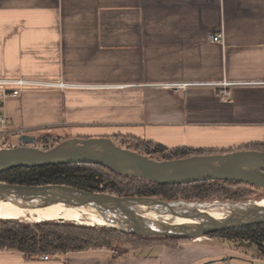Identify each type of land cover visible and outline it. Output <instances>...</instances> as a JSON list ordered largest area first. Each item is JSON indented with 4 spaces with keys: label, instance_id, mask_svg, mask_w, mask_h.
Masks as SVG:
<instances>
[{
    "label": "crops",
    "instance_id": "crops-1",
    "mask_svg": "<svg viewBox=\"0 0 264 264\" xmlns=\"http://www.w3.org/2000/svg\"><path fill=\"white\" fill-rule=\"evenodd\" d=\"M220 33L224 43L212 41ZM0 77L70 85L6 100L20 136L69 130L218 152L264 144V0H0ZM223 80L253 84L227 100L210 86H170ZM199 249L102 247L48 260L0 251V264H184Z\"/></svg>",
    "mask_w": 264,
    "mask_h": 264
},
{
    "label": "water",
    "instance_id": "water-1",
    "mask_svg": "<svg viewBox=\"0 0 264 264\" xmlns=\"http://www.w3.org/2000/svg\"><path fill=\"white\" fill-rule=\"evenodd\" d=\"M21 145L0 150V173L9 169L36 168L61 164H94L107 167L128 177L142 178L163 184H189L204 181L241 182L264 190V151L239 149L224 153L197 154L188 157L158 160L135 150L122 147L112 138L71 137L49 149L32 146L35 138L20 137ZM70 195H62L63 191ZM41 197L48 203L64 204L78 209H97L111 224L125 225L126 217L146 233L174 239H198L230 228L264 224V206L247 202H187L164 201L155 197L117 196L104 192L86 191L67 185H19L0 181V199L27 200ZM150 203L185 217L191 224H173L172 228L154 222L135 206ZM233 206L239 213L214 217L211 212L198 210V216L188 215L187 206ZM186 208L185 211L183 209ZM116 220L117 222H115ZM114 222V223H113ZM140 222L141 225H137ZM198 225V227L195 226ZM129 230V229H128ZM214 261H208L209 264Z\"/></svg>",
    "mask_w": 264,
    "mask_h": 264
},
{
    "label": "trees",
    "instance_id": "trees-1",
    "mask_svg": "<svg viewBox=\"0 0 264 264\" xmlns=\"http://www.w3.org/2000/svg\"><path fill=\"white\" fill-rule=\"evenodd\" d=\"M113 138L115 141H120L122 147L135 150L151 158L155 154H160V160L197 154L224 153L189 147L169 148L134 136L116 135ZM57 142L60 141L57 140ZM239 149L264 151V144H251ZM0 181L19 185H67L86 191L104 192L117 196L155 197L164 201L208 202L220 200L238 202L249 196V191L261 189L246 183L219 180L189 184H163L142 178L123 176L107 167L94 164L13 168L1 172ZM18 218L21 217H0V251H19L29 258L44 255L57 257L68 252L102 247L110 248L113 241L119 238H125L128 243L137 247L150 246L152 243H165L166 241L191 240L162 236L149 239L135 233H124L114 227H98L65 220L26 222L17 220ZM208 236L241 239L255 244L264 254V224L230 228L211 233Z\"/></svg>",
    "mask_w": 264,
    "mask_h": 264
},
{
    "label": "rangeland",
    "instance_id": "rangeland-1",
    "mask_svg": "<svg viewBox=\"0 0 264 264\" xmlns=\"http://www.w3.org/2000/svg\"><path fill=\"white\" fill-rule=\"evenodd\" d=\"M30 136L35 138V143L32 145L34 147L40 148V149H49L56 145L57 140L58 141H63L67 138H71L73 136L70 135L69 130H42L38 131L35 134H31ZM114 140V138H113ZM13 143H15V146L21 145V141H17L16 139H12ZM115 141V140H114ZM117 144L122 145L120 141H115ZM161 157L160 154H155L153 156L154 159H158ZM130 184V183H129ZM136 184H139V182H136ZM250 195L247 196L243 201H238V202H247L246 205L251 204L255 200H260L264 199V191L262 189L255 190V191H249L248 192ZM213 201H220V200H213ZM187 202H198V203H203V201H187ZM212 202V201H208ZM140 205H145L147 208L150 209H155L157 211L156 215L157 218L160 219L157 222L158 224H161L163 226L172 228V223L171 220L173 218H181L185 220V225L191 224V221H188L185 219V217H181L174 212H171L167 209H164L160 206L150 204V203H139L136 204L137 208ZM221 208V206H215V207H206V206H187V212L189 216L196 217L198 216V210H204L205 212H211L215 208ZM226 208V211L222 213L223 216H227L228 214H233V213H239L240 209L238 207H233V206H224ZM186 208L183 209L185 211ZM164 215V216H163ZM167 215V216H166ZM168 215H170L168 217ZM174 215V216H173ZM0 217H14L13 215H2ZM165 218H169L168 220H165ZM120 220L125 222V225H114V224H105V225H96L98 227H114L124 233H135L134 231H138L139 233H146V230L142 226H136L133 223H131L126 217L120 216ZM17 220L20 221H26V222H37L32 217L29 215L25 217L18 218ZM63 220V219H62ZM43 221V220H39ZM46 221H59V220H46ZM67 222H72V223H78V224H83L80 222H74L70 220H66ZM87 225V224H85ZM93 225V226H94ZM196 227L198 225L195 224ZM129 229V230H128ZM137 234V233H135ZM141 237H147L149 239L152 238H157L156 236H149V235H141L138 234ZM165 246V247H171L175 248L181 245L182 247H187L189 249H199L197 253L191 258H188L186 263L184 264H204L208 261H214L209 264H264V254H262L257 246L255 244H251L247 241L241 240V239H229V238H221L218 236H203L198 239H193L190 241H180V242H175V241H166L165 243H152L150 246ZM169 245V246H168ZM172 245V246H171ZM127 246H134L130 243L127 242L125 238H119L117 240H114L111 247L113 249L119 248V247H127ZM150 246H144V247H150ZM153 251V250H152ZM155 252H159V249H156Z\"/></svg>",
    "mask_w": 264,
    "mask_h": 264
},
{
    "label": "bare ground",
    "instance_id": "bare-ground-1",
    "mask_svg": "<svg viewBox=\"0 0 264 264\" xmlns=\"http://www.w3.org/2000/svg\"><path fill=\"white\" fill-rule=\"evenodd\" d=\"M62 195H70L68 191H63ZM259 205L264 206V199L255 200ZM143 213L147 214L154 222H159L157 218V211L155 209L147 208L145 205L138 207ZM226 211V208H215L211 211V215L214 217H221L222 213ZM13 215L17 217H25L29 215L35 221L39 220H70L74 222H80L87 225H105L109 224V221L97 210V209H78L72 206L64 204H52L48 203L45 199L38 197L35 199L27 200H2L0 199V216ZM164 216V215H163ZM167 216V215H166ZM170 215H168L169 217ZM174 216V215H173ZM171 223L182 225L185 220L181 218H173ZM169 221V218H165ZM117 222L116 220H114ZM114 223V222H113ZM137 225H141L140 222ZM119 226V224H117Z\"/></svg>",
    "mask_w": 264,
    "mask_h": 264
},
{
    "label": "built area",
    "instance_id": "built-area-1",
    "mask_svg": "<svg viewBox=\"0 0 264 264\" xmlns=\"http://www.w3.org/2000/svg\"><path fill=\"white\" fill-rule=\"evenodd\" d=\"M212 41L224 43L223 35L217 34L211 37ZM244 84V82H231L223 80L218 83H176L170 86L174 88H187L190 86H210L216 88L220 92V96L227 100L232 95V88ZM67 87L65 83H55L42 79L26 78V77H0V150L10 147H15L12 139L20 140L19 130L12 129L9 122V117L6 112V100L9 97H17L26 90L38 87ZM51 256L44 255L42 259L48 260Z\"/></svg>",
    "mask_w": 264,
    "mask_h": 264
}]
</instances>
